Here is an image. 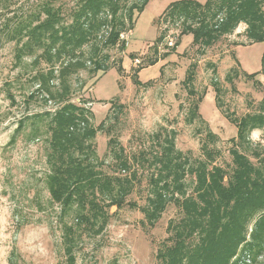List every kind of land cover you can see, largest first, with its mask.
<instances>
[{"label":"trees","instance_id":"obj_1","mask_svg":"<svg viewBox=\"0 0 264 264\" xmlns=\"http://www.w3.org/2000/svg\"><path fill=\"white\" fill-rule=\"evenodd\" d=\"M145 2L77 0L70 22H65L60 8L45 1L36 21L16 30L20 34L16 41L17 61L41 49L34 61L43 58L49 64L46 70L32 76L37 87L29 98L40 93L46 103L52 102L55 107L33 114L32 139L40 133L37 123L45 122V186L50 204L58 207L56 218L67 264L75 263L74 247L82 229L100 234L109 221L111 207H137L135 202L126 201L136 170H131L133 161L116 138L107 141V155L116 164V174H106L98 168L102 159L98 162L94 138L104 129L109 114L94 126L86 101H71L69 77L89 66L93 73L109 69V55L104 49L117 46L125 50L126 41L121 35L133 28L134 15ZM159 21H172L179 28L175 42L166 45L161 56L172 53L184 34L192 35V44L198 45L203 54L241 23L249 43L264 42V0H176L167 6ZM165 35L166 29L161 30L154 45L161 43ZM85 45H89L88 52L83 49ZM157 60L158 57L150 64ZM258 73L264 74V49L260 70L243 75L252 79ZM194 76V64H190L183 79L189 94L193 93ZM238 76L236 67H231L225 79L232 84ZM134 81L140 83L136 78ZM212 85L220 108L221 88L217 80ZM199 99L188 109L187 123L204 122L198 112ZM123 107L112 103L110 111L119 113ZM224 113L236 127V136L229 139L230 163L225 166L215 162L220 151L213 147L215 144H209L217 138L208 127L199 157L178 149L176 130L165 127L154 133L153 150H141L138 155L151 168L148 194L140 207L147 225L154 226L171 204L179 210V217L168 221V235L156 250L159 264H264V144L254 143L250 136L254 130H261L264 140V95L253 112L241 116ZM24 125L21 120L15 131ZM133 159L137 161L134 156ZM16 257L12 250L9 264H16Z\"/></svg>","mask_w":264,"mask_h":264},{"label":"rangeland","instance_id":"obj_2","mask_svg":"<svg viewBox=\"0 0 264 264\" xmlns=\"http://www.w3.org/2000/svg\"><path fill=\"white\" fill-rule=\"evenodd\" d=\"M45 1L59 7L64 21L70 22L77 0H0V264H9L12 250L17 255L16 264H67L56 218L58 207L50 204L45 186V122L37 123L40 133L32 139L33 114L55 107L52 102L46 103L40 93L29 98L37 87L32 76L46 70L49 64L43 58L34 61L41 49L24 55L20 61L15 55L20 36L16 30L35 22ZM173 1L176 0H146L134 15L133 28L122 37L125 50L117 46L104 49L109 55V69L93 73L89 66L69 77L71 101H86L94 126L109 114L104 129L94 138L98 162L102 159L98 168L106 174H116V164L107 155L108 139L116 138L133 161L131 170H136L126 201L137 204L136 208L127 204L111 207L109 221L100 234L82 229L74 247V264H159L156 250L168 235V221L179 217V210L171 204L154 226L147 225L140 207L148 194L151 168L138 156L140 151L153 150L154 133L165 127L176 130L178 149L199 157L208 127L217 138L209 144H215L213 147L220 151L215 162L225 166L230 163L229 139L236 136V127L224 112L233 116L253 112L264 95V74L258 73L252 79L243 75L260 70L264 42L249 43L242 23L203 54L198 45L192 44V35L184 34L172 53L161 56L179 32L172 21H159ZM163 29L165 38L155 46ZM83 49L88 52L89 45ZM156 57L158 60L150 64ZM190 64L195 69L192 94L183 85ZM231 67L239 72L232 84L225 79ZM135 78L140 83H135ZM214 80L221 88L220 108L216 105ZM198 97V112L204 122L187 123V111ZM112 103L123 104L122 111H110ZM21 120L25 125L16 132ZM250 136L254 143L264 144L261 130H254ZM250 159L255 162L253 156Z\"/></svg>","mask_w":264,"mask_h":264},{"label":"built area","instance_id":"obj_3","mask_svg":"<svg viewBox=\"0 0 264 264\" xmlns=\"http://www.w3.org/2000/svg\"><path fill=\"white\" fill-rule=\"evenodd\" d=\"M121 37H123V34L121 35ZM169 44H170V42H169Z\"/></svg>","mask_w":264,"mask_h":264}]
</instances>
